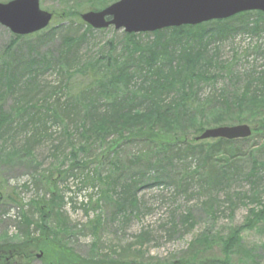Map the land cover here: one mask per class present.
<instances>
[{
  "label": "rangeland",
  "instance_id": "1",
  "mask_svg": "<svg viewBox=\"0 0 264 264\" xmlns=\"http://www.w3.org/2000/svg\"><path fill=\"white\" fill-rule=\"evenodd\" d=\"M39 1L54 14L40 33L13 43L0 24V246L13 243L21 252L27 239L47 233L83 261L264 264V223L248 226L264 206V17L137 33L128 44L114 26L87 30L79 15L98 10L96 0ZM158 46L166 68L194 66L179 57L184 47L204 53L195 69L216 73L194 89L198 104H211L207 110L173 113L175 90L149 87L161 76L145 74L138 59ZM124 61L123 80L152 101L136 113L108 111L100 92L102 75ZM5 71L23 77L4 78ZM159 110L164 118L155 121ZM236 124H248L252 135L154 152V168L134 164L151 148L127 139L149 126L192 141L200 128ZM137 181L143 184L133 189ZM235 231L238 240L226 253L223 240ZM30 251V259L0 264H44L39 250Z\"/></svg>",
  "mask_w": 264,
  "mask_h": 264
},
{
  "label": "trees",
  "instance_id": "2",
  "mask_svg": "<svg viewBox=\"0 0 264 264\" xmlns=\"http://www.w3.org/2000/svg\"><path fill=\"white\" fill-rule=\"evenodd\" d=\"M109 1L107 0H96L95 2V7L99 9H102L109 5ZM81 14V13H80ZM257 15L258 17H264V13L261 11H247V12H242L237 15H234L230 18L223 19V20H214V21H209L206 23L202 24H219V23H225L231 19H236L240 17H246L248 15ZM79 15V14H78ZM80 16V15H79ZM200 25L192 26V25H183L180 27H170L166 28L160 31H155L154 34H160L163 31L166 30H183V29H188V28H194V27H199ZM87 30L88 31H93L94 29L91 28L90 26L87 25ZM40 33V32H38ZM36 34V33H35ZM124 36L128 44H131V40H133L138 34L134 33H125ZM15 40H20L21 38H24V36H19V35H14ZM27 37V36H26ZM131 47H135V45H130ZM10 47H12V44H10ZM188 47V46H187ZM187 47H184V53L180 54V58L183 56V58L186 60L185 62H193L194 66L195 64L197 65L198 62H200L202 59H205L204 53L201 50H195V49H186ZM162 50L160 46L151 48L147 50V55L144 53H140L141 57L138 59V63L140 61H145V67L143 72L145 74L151 75V78L154 79V77L159 73L161 76L160 79L158 76H156L155 80L152 81L149 84V87H151L153 90L159 85L162 90H165L167 86L172 87L176 94H177V102H176V108L174 109V112H180L181 115L184 116H189L191 114H199L203 111V108L205 107L204 110H207L209 104H198V99H197V93L194 89L196 85H198L201 82L208 81L211 79V77L216 73L214 70L213 75L208 74L204 70H196L194 66H191L190 68L187 66H176L175 68H169L165 63L164 65L161 66V62L163 58L160 53L158 52V49ZM113 50V49H112ZM142 52V50H140ZM183 58H181L183 60ZM217 62V61H216ZM215 62V63H216ZM116 64L112 66L111 70L108 71L107 73H104L101 77V96L102 98L106 101L107 105L109 106L108 111H113V110H125L128 111L129 113H136L141 111L143 108H139L138 105L142 104V102H146L147 104L152 103L150 99H148V96L145 94H135L134 92L131 91L129 83L127 81H124L122 77H124L128 72L127 71H121L122 66L125 65L127 62H123L122 64H119L115 62ZM201 63V62H200ZM215 64L214 62H211ZM132 65L129 63L127 64V67L130 69ZM133 67V66H132ZM226 64L222 67L225 68ZM139 67L138 65L134 67V72L138 71ZM170 69V72L165 71ZM175 70L174 72H172ZM127 72V73H126ZM122 73H126L121 76ZM10 78L11 80L15 79L16 76L18 78H22L23 74L20 73H13V72H7L5 71L3 77ZM97 76V75H96ZM209 77V78H208ZM132 80V78H131ZM213 81V80H210ZM146 97V98H145ZM133 107H138V109L133 108ZM166 112L169 113V109ZM164 112H161L160 110L155 113V121H158L159 119L161 120L162 115H164ZM260 129L264 131V121L260 122ZM101 126V125H100ZM204 128H200L199 130L196 131V134H200ZM198 136V135H197ZM129 138L127 139H140L144 141L150 148V152L147 153V155L142 154L139 157H136V163L135 165L140 164V163H147L148 167L154 168L155 166V160L159 161V159H156L158 154H162L163 156L168 152L171 151L174 146L180 144L181 146H185L187 150H194L198 149L201 146H204L206 142H201L197 143L195 141L196 137L194 140L189 141L187 138V135L184 133H181L178 136H170V135H165L164 133L154 130L152 127H145V128H137L135 129V132L128 136ZM245 140V139H241ZM247 140V139H246ZM237 142L240 140H226V139H216L215 140V145L219 144H225V143H233ZM192 143L194 145H192ZM210 148H212V145H210ZM155 152V153H154ZM163 175V174H162ZM156 177H152L150 180H155ZM143 182V181H142ZM142 182H134L133 189L138 188L143 184ZM140 185V186H139ZM254 218L252 219L251 224H248V226H252V223L254 224L255 220L260 221L261 223H264V206L254 214ZM239 237V231L233 232L229 237H227L225 240H223V244L225 246V252L226 253H231L234 249V246L236 244V241L238 240ZM56 237H54L51 234L44 233L43 235L39 236L38 238L34 239H27L25 242L28 243L29 249H24L21 252L14 251L12 245L13 243H8L6 242L5 244L0 246V262H7L8 260H13L17 258V256H23L25 258L30 259L32 257L30 249H37L42 253V260L44 264H124L122 262H117V261H86V260H81L79 256L73 252L70 251V249L65 248L63 245L58 243L56 241ZM27 245V244H26ZM10 255V256H8ZM8 259V260H7ZM213 264H224L222 263L221 260L215 258L213 259ZM178 264H182L181 262ZM229 264V263H228Z\"/></svg>",
  "mask_w": 264,
  "mask_h": 264
},
{
  "label": "water",
  "instance_id": "3",
  "mask_svg": "<svg viewBox=\"0 0 264 264\" xmlns=\"http://www.w3.org/2000/svg\"><path fill=\"white\" fill-rule=\"evenodd\" d=\"M246 11L264 12V0H118L101 10L83 12L80 17L97 30L114 26L127 33H145L227 19ZM52 18L51 12L40 7L39 0L0 2V24L15 35L39 32ZM251 134L248 124L224 125L205 129L196 140H237Z\"/></svg>",
  "mask_w": 264,
  "mask_h": 264
}]
</instances>
